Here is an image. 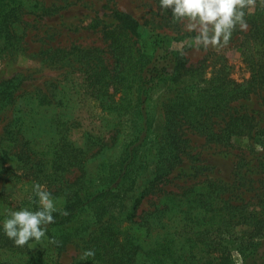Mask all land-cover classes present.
I'll return each mask as SVG.
<instances>
[{"label": "trees", "instance_id": "obj_1", "mask_svg": "<svg viewBox=\"0 0 264 264\" xmlns=\"http://www.w3.org/2000/svg\"><path fill=\"white\" fill-rule=\"evenodd\" d=\"M78 1L34 0L27 6L25 0H0V56L20 48L18 28L27 7L36 8L37 15L51 16ZM164 11L173 16L170 9ZM109 13L114 21L102 25L101 31L110 49L111 64L96 49L78 46L56 48L49 61L58 66L76 64L82 94H88L108 116L118 118L111 135L122 138L120 154L108 162L103 175L90 178L85 147L70 137L73 122L68 120L55 121L57 137L47 150L40 151L48 157L35 160L32 152L23 148L14 152L34 183L45 185L55 198L62 199L47 234L57 239L52 234L56 232L61 240L55 244L62 246L70 236L93 227L83 248L93 249L95 255L85 257L83 250L78 264H235L233 243L243 252L258 249L264 242V198L253 203L235 199L220 182L205 180L198 190L179 194L175 209L161 206L137 211L153 182L169 180L185 153L189 154V131L202 135L207 142L225 145L232 144L234 137L257 136L252 114L236 103L262 91L264 98V7L256 8L242 39L243 43L250 42L242 47L249 73L242 80L231 75L232 67L222 54L207 52L198 64L190 65L183 50L167 46L171 37L141 32L131 14L114 6L109 7ZM23 79L17 74L0 80V114L9 107H21L24 102L19 98L29 94L35 107L57 105L66 99L52 90L54 87L26 91ZM161 82L168 88L157 106L153 89ZM156 122L161 128H156ZM18 133L21 130L15 122L6 125L5 135L11 141H18ZM254 142L264 144L259 137ZM148 143L160 145L154 178L131 197L128 207L124 204L128 190L147 167L144 152ZM73 169L78 174L70 179L67 175ZM64 209L67 215L62 214ZM125 209L124 219L132 225L122 228L109 218L116 212L122 217ZM139 228H144L146 236L154 233L155 243L144 248L136 232ZM0 248L29 253L28 244H14L2 230ZM260 253L263 258L259 264H264V252ZM0 264L48 261L37 252L23 261L0 259Z\"/></svg>", "mask_w": 264, "mask_h": 264}, {"label": "rangeland", "instance_id": "obj_2", "mask_svg": "<svg viewBox=\"0 0 264 264\" xmlns=\"http://www.w3.org/2000/svg\"><path fill=\"white\" fill-rule=\"evenodd\" d=\"M32 3L34 0H25L27 6ZM110 6L131 14L138 21L141 32H148L158 38L171 37L167 41V46L173 50H183L190 65L198 64L207 52H214L225 57L226 63L232 67L233 77L242 80L249 74L243 61L242 50L250 42L243 43L242 39L249 29L251 16L256 12V8L264 7L260 0H253L245 9L247 29H241L237 25L227 44L209 45L206 48L202 44L192 42L197 30L187 29L186 25L190 22L187 18L175 19L161 10L157 0H79L51 16L37 15L36 8L27 7L23 15L24 22H21L18 28L20 48L13 53H2L0 56V80L21 74L24 78L22 88L26 91L33 92L39 87L47 91L54 87L52 90H58L62 93L60 97L64 95L66 99L63 98L57 105L35 107L29 94L22 96L23 100L19 98V101L24 102L21 107H9L0 114V220L3 219L4 209L18 208L31 203L29 195L32 194L34 181L29 174L30 171L22 166L14 152L23 148L26 151L30 150L28 152H32L31 156L35 160L48 157L49 155L40 151L47 150L56 139L55 121L73 122L70 137L77 145L85 147V168L90 178L96 174L103 175L108 162L120 154L122 138H113L111 135L113 123H117L118 118L108 116L88 94H82L76 64L58 66L49 61L56 48L70 49L78 46L96 49L105 62L111 64L110 49L101 31L102 25L114 21L109 13ZM167 88L164 82L154 87L153 96L156 104L167 94ZM262 94L263 91L236 103H241L242 109L252 114L257 136L234 137L232 144L225 145L207 142L202 135L189 131L187 135L190 144L189 154L185 153L182 162L170 173L169 180L153 182V187L137 212L161 206L175 209L178 206L179 194L191 191L189 189L198 190L205 180L220 182L228 188V195L235 199L249 200L252 203L263 199L264 150H258L257 146L260 143L254 144L258 137L264 140ZM9 122H15L16 127L21 130V134L17 135V142L11 141L5 135ZM120 126L123 127L124 124ZM156 128H161L159 122H156ZM99 137L103 138V141H99ZM260 146L264 148V144ZM158 147L160 145L148 143L144 152L148 161L147 167L140 171L135 185L128 190L126 201L124 200L128 207L132 202L131 197L139 194L153 180ZM6 151L7 154H4ZM77 174V169H73L67 177L71 179ZM56 200L59 209L63 202L60 198ZM37 206L32 204V207ZM127 209L124 210L122 217L116 212L109 219L122 228L131 226L132 224L124 219ZM92 228L70 236V240L64 242L62 246L55 244L56 240H61V236L52 232L57 239L46 234V238L40 242L29 241V253L0 248V259L23 261L30 254L39 252L48 264H78L85 240ZM143 229L139 228L136 232L140 236L141 245L148 248L156 239L154 233L146 236ZM255 250L246 249L240 252L235 243L231 245L235 264L261 263L263 256L260 252H264V242L258 244V249Z\"/></svg>", "mask_w": 264, "mask_h": 264}, {"label": "clouds", "instance_id": "obj_3", "mask_svg": "<svg viewBox=\"0 0 264 264\" xmlns=\"http://www.w3.org/2000/svg\"><path fill=\"white\" fill-rule=\"evenodd\" d=\"M253 0H159L162 11L171 10L175 19L187 18L189 31L197 30L192 42L203 45L222 46L227 44L237 25L247 29L246 11ZM264 4V0H260ZM258 150H264L257 146ZM30 204L18 208L4 209L3 219L0 220V230L11 238L14 244L23 246L29 241L40 242L46 238L47 226L55 220L53 213L60 211L57 200L45 185L35 182ZM32 204L38 205L32 207ZM62 214L67 215L64 209ZM51 239V238H49ZM95 255L93 249H85L84 256Z\"/></svg>", "mask_w": 264, "mask_h": 264}]
</instances>
